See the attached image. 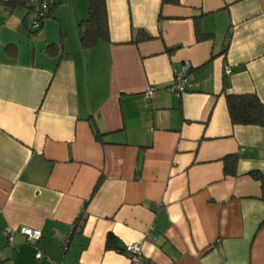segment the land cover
Wrapping results in <instances>:
<instances>
[{
	"label": "crops",
	"instance_id": "obj_1",
	"mask_svg": "<svg viewBox=\"0 0 264 264\" xmlns=\"http://www.w3.org/2000/svg\"><path fill=\"white\" fill-rule=\"evenodd\" d=\"M5 1L0 260L133 264L121 248L139 242L138 264H264V200L249 174L264 173V126L232 123L226 104L243 93L264 103V0H106L109 38L92 47L78 26L89 0H55L38 30L23 0ZM139 29L151 38L134 41ZM59 41L68 56L46 50ZM184 60L178 95L169 85ZM23 225L41 230L35 244L18 232L9 242L5 227Z\"/></svg>",
	"mask_w": 264,
	"mask_h": 264
},
{
	"label": "trees",
	"instance_id": "obj_2",
	"mask_svg": "<svg viewBox=\"0 0 264 264\" xmlns=\"http://www.w3.org/2000/svg\"><path fill=\"white\" fill-rule=\"evenodd\" d=\"M19 1L20 0H6L5 2L10 7L17 5L18 3H26V0H23L22 2ZM164 1L177 2L178 0ZM54 5L55 0L52 8L54 7ZM78 26L80 31V44L82 47H92L96 45L100 40L108 39L109 29L107 20L106 0H89L87 14L79 21ZM150 38L151 36L148 33H146L142 29H139L134 41L146 40ZM46 50H48L52 54L59 53L60 56H68L70 54L64 52L61 45V41L48 44L46 46ZM226 104L232 123L243 125L255 124L264 126V103H262V101L255 93L226 94ZM91 125L96 138H99L101 134L100 131H98V128L96 127L94 122H92ZM222 160L224 172L228 175H234L236 173L237 155L228 154L225 155ZM249 174L252 178L260 182V198L264 200V173H262L260 170H251ZM100 182L101 178H99L96 184L94 185L92 194L95 192ZM87 202L88 200L84 202L83 209L79 213L77 221L83 218V211ZM113 238L114 236L112 234H108L106 244L107 246L112 245L111 241L113 240Z\"/></svg>",
	"mask_w": 264,
	"mask_h": 264
},
{
	"label": "built area",
	"instance_id": "obj_3",
	"mask_svg": "<svg viewBox=\"0 0 264 264\" xmlns=\"http://www.w3.org/2000/svg\"><path fill=\"white\" fill-rule=\"evenodd\" d=\"M53 3L54 0H26V4L32 12L29 21L30 28L32 30H38L40 28L42 21L48 15ZM190 70L191 64L188 60L182 61L181 65L174 69L173 82L169 85L170 91L179 95L188 89ZM226 71L228 72L229 69L226 68ZM153 89V86H147L145 90L146 98H149L152 95ZM5 232L9 242L11 241L12 235L15 232L23 234L27 241L33 244H35L41 236V230L39 228H33L25 225L18 227L6 226ZM121 251L128 256L131 263L138 264L140 262L142 257V247L139 242L126 243L123 248H121ZM41 256L42 252L37 250L35 252V257L40 258ZM47 260L50 262V264H59L54 262L49 257H47ZM0 264L4 263L0 261Z\"/></svg>",
	"mask_w": 264,
	"mask_h": 264
},
{
	"label": "rangeland",
	"instance_id": "obj_4",
	"mask_svg": "<svg viewBox=\"0 0 264 264\" xmlns=\"http://www.w3.org/2000/svg\"><path fill=\"white\" fill-rule=\"evenodd\" d=\"M70 14V11L69 10H64L62 11L61 15L64 19H67L68 15Z\"/></svg>",
	"mask_w": 264,
	"mask_h": 264
}]
</instances>
